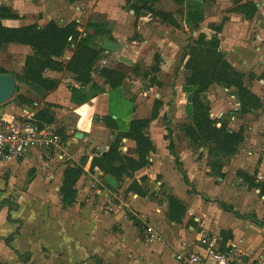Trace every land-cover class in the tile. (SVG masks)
<instances>
[{
	"label": "crops",
	"instance_id": "0c3cea01",
	"mask_svg": "<svg viewBox=\"0 0 264 264\" xmlns=\"http://www.w3.org/2000/svg\"><path fill=\"white\" fill-rule=\"evenodd\" d=\"M20 1L24 0H0V6L10 8L13 15L23 18ZM27 1L35 2L39 7H42L39 5L41 1L45 2ZM251 2L259 9L258 0H242L241 3L244 5ZM129 9L134 20H137L132 8ZM143 17L137 20L141 32L144 28L151 29L139 23ZM172 17L174 18L173 15ZM236 21L242 22L230 17L224 23L222 32L225 28L232 27ZM124 23L129 25L130 20L127 19ZM1 24L14 29L21 26L20 21L11 20H3ZM243 25L251 26L248 21H244ZM232 41L231 50L242 48L241 45L238 46L239 43ZM125 47H128V51L132 48L131 45ZM102 50L104 54H115L121 50V44L104 41ZM124 53L125 51L121 52L119 57L125 56ZM30 55L28 47L8 45L4 51H0V69L4 74H12L15 78V75L24 71L25 59ZM128 55L131 53H127ZM247 55L246 51L245 56ZM70 56L66 51L60 62L66 66ZM227 60L232 65L236 62L230 55ZM43 78L57 81V89L39 96L31 87L23 85L20 92L26 101L22 104L5 103L0 109L7 122L27 123L39 130L49 129L57 133L62 139L63 149L59 152L30 150L20 162L0 163V264H177L175 256L181 252L203 256L199 241L204 237L220 251L236 247L238 252L249 259V262H244L241 257L242 264H264V199L258 198L257 189H248L241 182L231 183L230 195L224 194V198L219 199L224 206L221 210L218 211L213 206L189 207L192 221L198 226L186 229L184 225L172 223L168 218V206L165 202L155 204L150 198L142 200L135 194L124 197L127 184L119 183L111 175H104L96 167L91 169L92 161L106 154L114 135L126 131L135 115V104L124 101L122 91L118 94V100L126 103V106L130 105V108L124 110L125 106V114L121 117L118 110L117 113L112 111L111 101L121 88L111 89L98 72L91 73L88 84H78L75 76L67 73L65 67L60 73L45 71ZM46 106H50L53 111L54 123H37L34 114ZM254 113H258V110L233 116L227 127L233 132L244 129L247 145L249 142H258L261 149L254 147L247 153L248 157L235 155L234 160L240 159V165L249 174L257 171V175L264 177V156L259 160L260 154L264 153V119L258 116L252 123H247L249 117H255ZM109 115L115 120L112 128L119 130L113 134L104 124V118ZM235 117L239 125L235 122ZM244 122L247 123L246 128ZM152 141L155 145L156 141ZM125 142L134 148L133 142ZM161 153L157 146L155 154L149 159L151 165L145 170V174H139L146 175L150 183L151 176L157 173ZM234 160L232 162L235 163ZM70 169H81L82 174L71 187L76 192L74 201L65 205L61 190L65 185V173ZM106 176L115 180L116 188L104 184ZM154 187L152 185L147 189L153 193L156 192ZM220 188L222 189H216L215 192H224L228 187ZM173 195L187 209L184 197L186 193L181 195L173 191ZM217 205L219 206L218 203ZM6 213L11 218L5 219ZM256 213L260 215L256 218L261 222L254 220L252 216L243 218V215H257ZM226 219L233 221L231 226L222 222ZM141 221L146 223V228L152 229L156 237L153 243L148 244L147 239L144 240L146 233L139 227ZM207 221L210 224L217 222L222 229L208 230L209 226H205ZM242 228L250 234L249 237L245 236L246 233H241ZM219 231L230 236L224 235L222 238Z\"/></svg>",
	"mask_w": 264,
	"mask_h": 264
},
{
	"label": "rangeland",
	"instance_id": "374dc122",
	"mask_svg": "<svg viewBox=\"0 0 264 264\" xmlns=\"http://www.w3.org/2000/svg\"><path fill=\"white\" fill-rule=\"evenodd\" d=\"M241 2L242 0H201L200 3L190 0H77L74 3H69L68 0H45V2L39 3L42 6L39 7L35 2L24 0L20 1V10L24 17L17 16L18 19L11 20L20 21V25L23 27L36 26L38 28H42L50 22H53L58 28L68 27L75 23L78 25L80 37L87 35L94 37L90 47L95 46L99 52L90 72L109 71L114 74L115 86L110 87L109 85V87L121 89L117 91L116 97L111 101L112 111L117 113L118 110V115L124 116L123 109L126 103L118 100V94L122 91L124 101L126 100L128 104H135L136 112L132 121H148V125L142 130V133L154 147V152L146 158L147 165L134 170L127 159L136 160L135 143L123 137L125 131L117 132L105 154L106 156L114 150L113 161L106 162L105 168L113 174L119 183L127 184L124 197H127V194H135L142 200L150 198L155 204L165 202L168 206V216L179 217L177 222L170 221L176 225H184L186 229L198 226L192 221L193 216L190 213V209L194 205L208 208L213 206L219 211L224 207L219 199L224 198V194L230 195L234 182H241L243 186H246L243 181L246 176H251L256 184L264 182V177L257 175V171L249 174L240 165V159L234 160L236 156L248 157V152L254 147H260L256 141L251 144L249 142L247 145L244 140V129H241L242 143L238 146L235 154L229 158L222 156L217 149L214 150L212 143H192L186 135V131L192 126L191 96L196 88L186 86L190 72L185 65L191 49H203V47L197 46L200 36L208 41L216 36L219 40L218 52L221 58L229 63L227 58L230 55L236 61L233 65L229 64L237 72V76L225 71L226 77L220 75L227 79L225 83H214L199 95L201 100L208 105L209 117L216 127L228 126L233 116L248 114L250 110H258V113L253 114L255 117H249L247 123H252L258 116H261L262 120L264 119V0H258L259 9L253 2L250 4L254 8L239 9V5H242ZM191 3L198 4L197 10L202 14V21L196 28L189 26L186 22L187 8ZM133 7H150L167 13L168 16L172 17L173 15L174 23L163 22L146 9H141L137 20L143 15H148V17L144 16L139 23L151 27V29L144 28L141 32L137 20H134L133 14L128 11ZM230 17H235L242 22L236 21L234 24L232 23V27L225 28L222 32L224 23L229 21ZM127 19L130 20L129 25L124 23ZM244 21H248L251 26L243 25ZM255 23L258 24L255 25ZM88 24L103 25V29L100 31L88 29ZM231 40L234 43H239L238 46L241 45L242 48L231 50ZM104 41L120 43L121 50L115 54H104L102 50ZM125 45H131L132 48L128 51V47ZM6 47L0 51H4ZM29 50L31 54V49L29 48ZM66 51L71 55L69 63L76 51L75 44L69 43L61 58L64 57ZM123 51H125V56L119 57ZM246 51L248 52L247 56H245ZM127 53H131V55L127 56ZM63 67L65 66L63 65ZM22 74L15 75L16 90L7 103L22 104L26 101L20 92L23 85L28 86L18 78ZM225 78L223 79L225 80ZM239 78L246 91L243 99L240 98L236 87L232 85V81ZM75 81L80 84L76 78ZM128 104L124 110L130 108ZM154 114H156V119L152 120L151 117ZM110 115L104 118V124L113 134L114 131L119 130L112 128L115 120H112ZM34 116L36 120H32L36 122L54 123V115L50 106L42 107ZM237 120L235 117V122L239 125ZM247 123H243L245 128ZM228 130L230 131V129ZM236 131L238 130H235L234 133H237ZM152 140L156 141L155 145L162 153L156 169L157 173L151 176L152 182L150 183L146 175L140 176L139 174H145V170L151 165L149 159L156 152L157 146L155 147ZM125 141L133 142L134 148L126 144ZM262 156L264 153L260 154L259 160H262ZM233 160L235 163L232 162ZM211 164L219 165V169L212 171ZM163 179L165 182L162 183ZM152 185L155 186L156 192L150 193V189L147 188ZM221 186L228 188L224 189V192L216 193L215 190L222 189ZM173 191L179 192L181 195L186 193L184 197L188 206L186 209V206L182 204L184 213L179 216L177 209L180 207V202L174 197ZM258 198L261 199L259 196ZM189 207L191 208L189 209ZM246 216H252L254 220H257L256 216L260 217L259 214H247L243 215V218ZM6 218L11 217L7 215ZM222 222L229 226L233 223L231 219ZM206 224L205 226H209L208 230L222 229L217 222L210 224L207 221ZM139 227L144 232L146 223L141 221ZM244 228L240 229L241 233H246L245 236L249 237L250 234ZM219 235L224 238V235L229 234L219 231ZM6 243L8 245V242ZM223 248L224 246H222ZM239 253H241L240 259L243 257L244 262H249L242 252Z\"/></svg>",
	"mask_w": 264,
	"mask_h": 264
},
{
	"label": "trees",
	"instance_id": "16d2710c",
	"mask_svg": "<svg viewBox=\"0 0 264 264\" xmlns=\"http://www.w3.org/2000/svg\"><path fill=\"white\" fill-rule=\"evenodd\" d=\"M68 1L69 3H74L77 0ZM239 6V9L245 10L254 8L250 3ZM197 7L198 4H189L186 13L187 24L194 28L202 21V14L197 10ZM141 9H146L152 15L163 20V22L174 23L172 17L168 16L167 13L154 10L150 7H133L132 11L138 16ZM16 19H18V17L13 15L11 10L0 7V50L11 44L25 46L31 49V55L25 59L23 74L18 78L22 79L36 92V94L45 96L57 89V81L43 78V73L45 71L60 73L64 70L63 64L59 61V58H61L64 51L69 46V43L75 44L76 51L71 61L65 66V71L73 74L76 80L82 85L90 82V70L99 52L98 48H95V46L90 47L94 39L93 36L87 35L80 37L78 25L75 23L64 28H58L53 22H50L42 28L26 26L15 29L3 27L1 24L3 20ZM87 28L100 31L103 29V25L88 24ZM197 46L203 47V49H191L190 54H188L189 59L185 65L186 69L190 72L186 80V86L196 88L191 96L192 126L186 131V135L192 143H212L214 150L217 149L222 156L229 158L235 154L238 146L243 141V138H241V131L234 133L229 131L227 126L224 125H220L219 128L216 127L215 123L209 117L208 105L201 100L199 95L214 83H225V81H227L225 78L227 76L225 71L230 72L234 76L238 74L227 61L221 58L218 52L219 40L216 36H213L209 41L205 40L203 36H200V41ZM4 73L5 72L0 69V74ZM101 75L108 82L110 87L115 86L116 82L112 72L103 71ZM220 75L225 76L223 77L225 80L220 77ZM232 85L236 87L240 93V98L243 99L246 91L243 88L242 80L240 78L234 80L232 81ZM151 119H156V114L152 115ZM147 125L148 121L146 120L132 121L128 129L123 132V137L125 139L132 140L135 143L137 158L136 160L127 159L134 170L146 166L147 156L154 152L151 141L142 133V130L145 129ZM113 154L114 150L106 156L104 155L99 159H94L91 164V169L96 167L103 174L113 176V174L105 168L106 162L113 161ZM210 167L212 171L219 169V165L211 164ZM81 174V169H70L65 173V185L61 190L63 204H71L74 201L76 192L72 190L71 187ZM67 179L69 180L68 183ZM243 181L248 189H257L259 191L258 196L264 198V182L256 184L251 177L247 176L244 177ZM179 204L180 207L177 209L178 216L184 213L182 204ZM226 210L230 212L229 209ZM168 218L176 222L179 221V217L174 215H170Z\"/></svg>",
	"mask_w": 264,
	"mask_h": 264
},
{
	"label": "built area",
	"instance_id": "2783aa9c",
	"mask_svg": "<svg viewBox=\"0 0 264 264\" xmlns=\"http://www.w3.org/2000/svg\"><path fill=\"white\" fill-rule=\"evenodd\" d=\"M63 149L61 137L49 130H39L30 124H14L4 120L0 109V163L20 162L30 150H48L59 152ZM148 243L156 239L151 228L145 229ZM200 244L203 256L197 253L181 252L175 256L177 264H242L236 247L220 251L202 238ZM252 264V263H250Z\"/></svg>",
	"mask_w": 264,
	"mask_h": 264
},
{
	"label": "water",
	"instance_id": "95a60500",
	"mask_svg": "<svg viewBox=\"0 0 264 264\" xmlns=\"http://www.w3.org/2000/svg\"><path fill=\"white\" fill-rule=\"evenodd\" d=\"M16 90L15 78L12 74H0V106L4 105L13 96ZM105 183L112 188H116L115 180L110 177H105Z\"/></svg>",
	"mask_w": 264,
	"mask_h": 264
}]
</instances>
